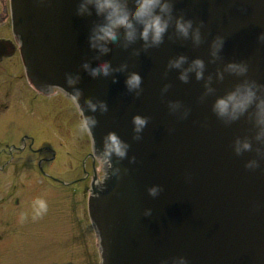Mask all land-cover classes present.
I'll use <instances>...</instances> for the list:
<instances>
[{
    "label": "water",
    "instance_id": "obj_1",
    "mask_svg": "<svg viewBox=\"0 0 264 264\" xmlns=\"http://www.w3.org/2000/svg\"><path fill=\"white\" fill-rule=\"evenodd\" d=\"M78 3L11 0L12 28L33 86L49 92L51 84L68 97L82 90L84 114L98 120L94 159L112 131L129 144L125 157L113 154L110 165L99 160L102 177L96 171L91 182L88 215L100 264H174L180 256L189 264H264V159L257 169L245 166L258 157L257 147L264 154V144L255 140L247 116L225 124L212 107L243 79L224 71L230 61L248 62V75L264 84V0H176L175 14L200 26L199 44L178 35L173 21L158 46L145 48L137 39L124 47L121 35L105 53L88 40L100 17L78 15ZM217 36L224 47L213 56ZM180 55L187 57L183 68H170ZM197 57L205 61L204 77L193 71L181 80ZM105 59L118 70L93 76L83 67L85 60L96 65ZM131 71L143 77L139 95L125 83ZM69 73L79 74L76 85L67 83ZM89 98L106 101L108 110L93 112ZM171 102H179L174 110ZM137 114L148 118L140 133ZM237 137L252 138L253 150L238 155Z\"/></svg>",
    "mask_w": 264,
    "mask_h": 264
},
{
    "label": "clouds",
    "instance_id": "obj_2",
    "mask_svg": "<svg viewBox=\"0 0 264 264\" xmlns=\"http://www.w3.org/2000/svg\"><path fill=\"white\" fill-rule=\"evenodd\" d=\"M176 0H79L77 14L80 16H92L95 14L100 17L98 22L94 23L88 40L91 48L96 49L98 53H105L109 50L110 43L119 42L123 35V46L137 39L145 42V48L158 46L163 43L166 33L173 21H175L176 33L182 37H192L199 44L202 39L200 26L195 24L194 19L184 15H176ZM260 39L264 40V33H261ZM224 47V37L217 36L212 42V55L218 56ZM187 57L180 55L169 61V67L183 68ZM83 67L93 76H108L114 69L110 60L105 59L99 64L92 65L85 60ZM127 65H122L121 69H126ZM205 61L204 59L195 58L189 67L184 68L180 73L183 81L189 80V73L195 72L197 79L204 77ZM250 65L246 61H230L225 65L224 71L243 77L236 86L226 94L218 96L213 104V111L224 121L225 124H232L241 117L247 118L253 123L255 128V140L264 144V84L256 79L251 78L248 73ZM224 72L220 73L223 79ZM79 80V74L67 75V83L76 85ZM128 90L134 91L137 95L142 91L143 77L138 71H131L125 81ZM49 92L56 90L54 85H47ZM62 88V87H61ZM62 90H64L62 88ZM65 91V90H64ZM81 89L76 87L70 94L71 101L79 111L80 120L78 123L79 134H87L92 137L93 127L98 123L95 116L85 115L81 106L79 97ZM208 92L214 91L209 85ZM66 92V91H65ZM67 93V92H66ZM179 102H171L173 110ZM87 104L93 112L99 109L106 112L108 104L106 101L87 100ZM148 118L137 114L133 117L135 131L140 133L147 125ZM253 139L250 137H237L235 141V152L238 155L253 150ZM129 144L124 141L115 131L107 134L105 137V147L101 156H97L101 162L111 164V157L115 154L118 157H125ZM258 157H254L246 162V168L257 169L261 166V154L259 147L256 149ZM150 192L155 195L158 187L150 188ZM35 216H41L47 211L48 205L44 199L37 198L33 202ZM174 264H189L188 258L180 256L174 259Z\"/></svg>",
    "mask_w": 264,
    "mask_h": 264
},
{
    "label": "rangeland",
    "instance_id": "obj_3",
    "mask_svg": "<svg viewBox=\"0 0 264 264\" xmlns=\"http://www.w3.org/2000/svg\"><path fill=\"white\" fill-rule=\"evenodd\" d=\"M69 102L63 108L62 117L78 130L81 117L75 104ZM51 124L49 120L40 127L45 130ZM16 127L20 125L13 120L0 122V134L4 133L0 136V264H100L97 236L88 215L90 184L82 196L80 185L64 187L37 174L35 162V168L17 165L2 169L7 159L3 144L11 136L4 129L11 131ZM21 127L40 133L31 118L22 122ZM53 142H57L56 136ZM54 148L57 158H61L64 149ZM86 149L90 150L89 146ZM60 162V159L55 162L59 172L53 171L49 164L44 165L45 171L61 173L65 178L66 169L62 170V164L58 167ZM96 165L98 176L102 177V163L97 160ZM34 169L37 177L33 178L31 170ZM37 198L44 199L48 205L41 216H35L33 208Z\"/></svg>",
    "mask_w": 264,
    "mask_h": 264
},
{
    "label": "flooded vegetation",
    "instance_id": "obj_4",
    "mask_svg": "<svg viewBox=\"0 0 264 264\" xmlns=\"http://www.w3.org/2000/svg\"><path fill=\"white\" fill-rule=\"evenodd\" d=\"M11 14V0H0V122L13 120L20 125V128L16 127L11 131L4 129L11 136L3 144L5 148L2 150L7 159L2 169L17 165L35 168V162L37 171L31 170V177H37L36 171L47 181L64 187L80 185L82 196H85L87 186L90 184L91 188L97 171V160L92 156L91 138L87 134H79L70 123L64 121L62 111L70 103V97L59 89L54 92L41 91L29 82L19 42L13 33ZM28 118L36 121L40 133L35 134L32 130L21 127L22 122ZM49 120L52 126L42 130V122L47 123ZM55 136L57 142H53ZM55 146L64 149V152L61 151V158H57ZM87 146L90 150L86 149ZM1 154L0 150V157ZM58 159L61 161L58 167L62 164V170L66 169L65 178L61 173L53 174L44 169V165L49 164L53 171H57L55 162ZM79 170L80 173L75 174Z\"/></svg>",
    "mask_w": 264,
    "mask_h": 264
}]
</instances>
